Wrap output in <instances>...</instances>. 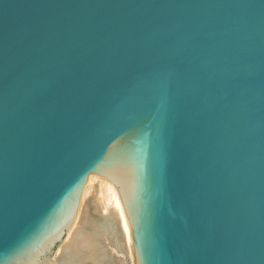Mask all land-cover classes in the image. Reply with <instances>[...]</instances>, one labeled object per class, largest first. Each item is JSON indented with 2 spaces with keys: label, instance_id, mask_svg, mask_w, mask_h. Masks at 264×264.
Segmentation results:
<instances>
[{
  "label": "water",
  "instance_id": "obj_1",
  "mask_svg": "<svg viewBox=\"0 0 264 264\" xmlns=\"http://www.w3.org/2000/svg\"><path fill=\"white\" fill-rule=\"evenodd\" d=\"M93 173L131 264H264V0H0V264H60Z\"/></svg>",
  "mask_w": 264,
  "mask_h": 264
},
{
  "label": "bare ground",
  "instance_id": "obj_2",
  "mask_svg": "<svg viewBox=\"0 0 264 264\" xmlns=\"http://www.w3.org/2000/svg\"><path fill=\"white\" fill-rule=\"evenodd\" d=\"M93 179L97 182V189L101 193L100 196L98 195L99 201L91 199L92 206H85V213L81 216L80 221L78 220L79 223L75 221L77 223L67 235L65 242L60 247L58 246L55 256L61 257L60 264H89L90 262L92 264H111L109 259L115 255L113 253L125 255V251L129 253L131 259L133 257L129 221L116 188L108 178L99 176L97 173L90 174L86 183L87 181L92 183ZM90 209L98 212L97 215L101 217L99 216L94 222L90 221L88 215ZM101 211H105V213ZM123 243L126 244L125 251L122 250ZM78 253L79 255H77Z\"/></svg>",
  "mask_w": 264,
  "mask_h": 264
},
{
  "label": "rangeland",
  "instance_id": "obj_3",
  "mask_svg": "<svg viewBox=\"0 0 264 264\" xmlns=\"http://www.w3.org/2000/svg\"><path fill=\"white\" fill-rule=\"evenodd\" d=\"M95 180L93 179L92 180V183L91 182H89V181H87V183L85 184V186H84V188H83V192H82V196H81V202H80V206H79V210H80V208H81V210L79 211L78 210V213H77V216H76V218H75V221H77L78 222V220L80 221V218H81V216H83V214L85 213L84 212V209H85V206L87 205H90V206H92V200H95V201H97V199H98V201H99V196L101 195V193H100V190L99 189H97V186H96V184H97V182H95ZM92 184H93V188H92ZM106 188V187H105ZM99 190V191H98ZM103 190H104V188H103ZM94 191V192H93ZM100 193V194H99ZM99 195V196H98ZM104 195V194H103ZM93 196H94V198H93ZM97 198H96V197ZM92 199V200H91ZM100 212V211H99ZM102 212V211H101ZM94 213V210H92V209H90L89 211H88V215H92ZM96 213V212H95ZM98 213V212H97ZM102 213H105V211H103ZM81 214V215H80ZM78 218V219H77ZM74 221V223H73V226H75V223H77V222H75ZM79 223V222H78ZM73 226L71 227V229H70V231L69 232H71L72 231V229H73ZM69 232L67 233V235L69 234ZM67 235L65 236V238H64V240H63V242H65V239H66V237H67ZM63 242L61 243V244H59L58 246L60 247V245H62L63 244ZM56 247L55 248V250H54V252L52 253V255H51V257L52 258H54L55 257V251L59 248V247ZM124 246V247H123ZM125 249H126V244L125 243H123V245H122V250H124L125 251ZM113 254H115L116 256H118V257H110V258H114L116 261H118L120 264L122 263V264H131V256L129 255V253H126V251H125V255H122V253H119V254H117L116 252L115 253H113ZM123 256V257H122ZM47 263H49V262H47ZM51 264V263H50Z\"/></svg>",
  "mask_w": 264,
  "mask_h": 264
}]
</instances>
